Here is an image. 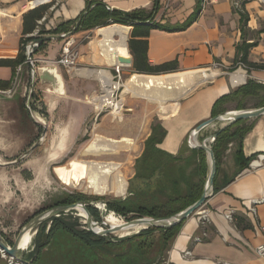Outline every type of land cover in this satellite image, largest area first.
I'll use <instances>...</instances> for the list:
<instances>
[{"label":"crops","instance_id":"0c3cea01","mask_svg":"<svg viewBox=\"0 0 264 264\" xmlns=\"http://www.w3.org/2000/svg\"><path fill=\"white\" fill-rule=\"evenodd\" d=\"M50 1H52V5L44 14L46 20L42 24L45 29L53 28L61 21L75 19L84 10L87 0H0V58H14L18 54L22 35L23 14ZM94 1L102 2L108 10L116 9L128 12L142 9L146 13H152V21L171 26L182 24L190 15L194 14L190 24L182 30L167 31L153 28L149 31L147 37L148 61L151 64H160L175 59L178 63V71L201 68L217 71L215 75L205 79L203 85L195 87L187 95L179 97L175 104L168 105L164 111L159 110L160 113L155 115L156 119L150 121L142 131L136 130L133 136L131 131L125 129L116 131L121 133L119 136L98 133L113 138L128 136L134 140L135 148L127 154L131 157L130 154L134 153L126 175L129 182L133 180L136 172V162L138 164L154 126L155 136H159L163 131L162 138L155 144V147L163 153L177 156L181 160V164L189 159L193 149L187 143L189 132L200 122L211 117L212 106L217 99L228 94L237 86L244 84L247 78L264 84V68L251 67L248 70L238 61L241 53L237 52V45L253 42L247 52L248 60L254 63H264V15L257 13L255 10L253 13L251 12L254 7L251 1ZM167 1H169V6L166 9ZM257 11L261 12L259 9ZM242 12L247 15L244 22L241 18ZM128 28L130 35L132 26L129 25ZM138 28L137 30H140V27ZM91 30L93 28L79 30L69 37L76 39L80 34ZM65 40L66 38L51 39L33 55L44 59H54L58 53L61 54V48ZM90 42L89 44H91ZM92 56L89 53H82L78 59L79 65L83 68H88L90 65L101 66L95 68L106 70L110 74L113 73L112 65L105 63L100 65V63L93 61ZM237 67H239L238 70L247 74V78L242 83L233 86L230 77L227 76L229 74L228 70L233 71L232 69L235 70ZM28 70L30 71L29 66L23 65L20 71H16L13 76L10 67L0 66V81L9 80L13 76L11 85L14 86V92L16 87L19 86L21 100H24L25 97V79L28 76ZM56 70L62 80L63 93L55 92L48 85L41 86H44L46 98L54 102L52 115H56L58 119H64L62 122L54 124V135H51V139L49 137L50 148L60 151L67 147L68 142L71 143L74 135L80 129L79 120H76V122L70 120L66 126L65 113L58 109L62 96L66 95L67 92L71 95L79 94L87 85L96 88L98 78L77 75L88 80L86 82L81 80L78 83L72 79L71 75H65L60 68H56ZM127 70L132 71V65L123 67L122 74ZM19 73H21V77L17 81ZM13 94L12 98H14ZM3 97L5 96L0 95V101L4 99ZM220 108L224 109L223 112L236 109L235 104L231 102L220 104ZM247 108L248 106L244 109ZM251 108L257 107L253 106ZM45 112L50 113V110H45ZM1 113L4 114L5 112L2 111ZM247 122H253L251 129L243 138L242 145L243 159L248 161V166L243 170L236 171L238 160L234 152L235 144L234 142L228 143L224 161L230 163L233 169L229 173L226 172L217 176L215 190L202 206V212L207 218L206 223L201 225L197 215H192L184 220L171 240L162 264H221L224 261L233 264H264V257H258L254 253L255 246L264 242V232L260 228L264 225V160L257 167L250 166V163L259 154L264 155V114L248 119ZM104 124L107 125L106 122ZM223 125L221 122H214L206 126L200 131L198 141H201L207 135L213 134ZM113 126L120 125L115 124ZM47 135L48 131H46L45 138ZM10 148H12V145H3L0 150H9ZM205 155L209 170L206 152ZM37 162L40 161H29L26 168L31 169L33 165H37ZM9 176L11 178H8L4 172H0V206L5 203L8 204L10 197V191L6 183L8 179H12L16 183L26 199L21 204L22 208L26 205L30 210L40 204V198L42 197L39 195L35 198L31 197L30 192L26 191L25 180L18 171L9 174ZM254 201H257L255 215L249 210ZM228 210L234 212V222H230L224 217V213ZM1 215L3 213L0 210ZM5 230L6 227L0 225V232L3 236L6 235ZM204 230H206L207 235L202 237L201 240H196V237L201 236ZM186 251H189L190 255H186ZM0 264H3L1 260Z\"/></svg>","mask_w":264,"mask_h":264},{"label":"rangeland","instance_id":"374dc122","mask_svg":"<svg viewBox=\"0 0 264 264\" xmlns=\"http://www.w3.org/2000/svg\"><path fill=\"white\" fill-rule=\"evenodd\" d=\"M245 1L252 2V5L254 6L253 9H251L252 13L255 10L257 13H261L264 15V0ZM168 6L169 1L166 2V9L168 8ZM257 9L261 10V12L257 11ZM114 24L120 23H111L107 26ZM41 27H43V25L40 26V28ZM102 27L105 26H100L97 28ZM97 28H93V30L91 31H86L85 33L80 34V36L75 39V46L78 49L80 55L82 53H89L90 56L93 55L92 59L94 62H97L96 57L99 56L98 48H94L96 46V40L100 37V35L96 34ZM129 38L130 35L128 34L127 43ZM89 42L91 44H89ZM59 54L60 53H58L54 59L39 58L36 57V55H33L32 57L36 59V66L42 67L47 65H54L56 68H60L65 75H71L73 77L72 79L76 80L78 83L81 80L84 82L88 81L80 76H77V74L74 75V72L67 73L64 67L62 66H57L54 62L58 59ZM100 65H104V63H100ZM95 67L100 68L101 66H88V68ZM239 67H237V69L233 71H229V69V74L227 76L230 77V73L238 70ZM242 69L245 70L244 67H242ZM134 73H136L134 70L125 71L122 74L123 84ZM20 77L21 73L17 75V81H19ZM245 78H247V74H245ZM25 80L26 92L24 100H21L20 98L19 86H17L15 89V92L13 94L14 98H12L11 96H5L0 94L1 96H5L3 97L4 99L0 101V147H2L3 145H12V148H10L9 150H0V156L4 159H13L17 155H19L23 150H25L30 144H32L37 139L42 130L41 127H38L31 121L29 113L25 107L27 95L31 86V73L29 70L28 76ZM204 82L199 83L196 87L203 85ZM41 85H48L53 90V88L49 84H42L37 78L34 87L31 108L35 116L43 118V120L45 121L46 131H48L47 137L45 138V133L41 144L37 148H35L20 164L11 167H0V172H4V174L7 175L8 178H11L9 174L18 171L25 180L26 191L30 192L31 197L35 198L37 197V195L42 197H39L41 200L40 204H38L35 208L29 210L28 206L26 205L22 208L21 204L26 199L23 197L22 191L18 189L16 183H14L12 179H8L6 183L8 190L10 191V197L8 199V204L5 203L0 206V210L3 213V215L0 216V225L6 227V235L4 234V236L10 244L14 241L20 226H22L24 222H26L30 217H32L34 214L41 210H44L56 204H60V202L67 199L70 195L83 194L87 197L88 201H117L125 199L127 196H129L130 182L128 181L127 176V189L124 195H96L94 193L85 191L83 188L77 187V185L68 186L62 183L57 175L58 168H68L71 160L74 159L125 161L128 157L127 154L131 152L129 150L124 149L117 154L101 156L99 155L95 158L94 155H85L83 153V149L87 145V143L92 140L95 134H98L100 132L109 136H119L121 135V133L116 131L125 129L127 131H131V135L133 136L136 130L142 131V129H145L150 121H154L156 119V113H160V107L156 102H149L143 98L136 97L130 93H127L122 99V103L124 104V115L122 120L119 121L116 119H112L108 111L102 112L98 116V118L95 119L94 106L93 104L88 103L85 98L86 95L92 93L95 86H84L86 88L80 91L79 94L75 95H71L67 92L66 95L62 96L58 109L65 113L64 116L66 118V126L67 122H69L70 120L75 122L76 120H79L80 129L79 132L74 135L71 143H67V147L65 149L56 151L50 148L49 137L51 139V135H54V124L57 122H62L64 119H58L56 115H52L51 111L53 109L54 102L46 98L44 86ZM188 93H186L185 95H187ZM185 95L183 94L182 96ZM256 101V98H248L246 101V106H248L247 109L255 106ZM229 102L235 104L234 101H228L226 103ZM48 109L50 110V113L45 112V110ZM2 111H4L5 113H1ZM104 122H106L107 125H105ZM115 124H118L120 126H113ZM247 124L253 125V122H247ZM133 155L134 153L130 154V164L132 163ZM224 156L225 153L220 160L217 176L226 172L229 173L233 169L230 163L224 161ZM31 160L40 161L41 164L40 162H37V165H33L31 169L26 168V165ZM238 170L239 169L236 168V171ZM133 184L134 182H131V187H133ZM134 199L135 198L133 196H130V198L122 205L126 206L134 204ZM92 207L93 209H95V214H92L94 220L98 222V226H100L101 228L107 227L103 224V222H105V217L110 212H112L118 219L122 221H128L130 219L135 218V215H133L132 213L128 214L127 216H124L120 213L110 210L108 209L107 204H105L104 209L100 208L98 205L97 207ZM61 218L64 222L70 224L76 230L88 231L86 225V216L85 214H81L80 211L77 209L65 212L61 216ZM51 225V222L42 225L41 227H39V230L38 228L36 229L35 233L31 237L32 239L29 251L30 254H32V264H143V262L144 264H162L166 256V251L170 245V241H164L162 239V231L160 229H155L144 233L139 239L136 240L141 243L139 247V252H136L134 254L132 253L133 255H127L126 253H128L130 249L129 244H120L119 241L124 238L136 236L143 229H146L132 228L128 232L116 231L107 235L106 237L111 240V242L116 243L112 246L113 253L116 255L113 257L110 255L103 256L97 254L93 251V249L88 246L71 242L70 240L74 239L73 236L64 232L60 228L55 227L53 230H51V232H49V228L51 227ZM48 232L49 234L47 244L40 250H35L36 240L34 239L36 238L37 234H40L39 237L43 241L47 237ZM131 259H135L138 262L134 263ZM0 260L3 264H8L7 260L1 255V253Z\"/></svg>","mask_w":264,"mask_h":264},{"label":"trees","instance_id":"16d2710c","mask_svg":"<svg viewBox=\"0 0 264 264\" xmlns=\"http://www.w3.org/2000/svg\"><path fill=\"white\" fill-rule=\"evenodd\" d=\"M51 5L52 1L38 5L23 14L22 35L20 37V48L18 54L14 58H0V66L10 67L13 72V76L15 75L18 66L21 68L23 65L29 66L28 62L26 61L25 45L28 41L34 38L28 36V34H30L36 28L37 21L41 19L42 16H44ZM193 18L194 14L190 15L182 24L171 26L152 21V13H146L142 9H135L128 12L119 11L116 9L108 10L100 1L87 0L84 10L75 19L61 21L55 27L50 29L41 27L39 30V36L35 39L41 38L45 35H59L63 32H69L75 26L76 28L74 29L73 33L79 30L107 26L111 23L130 25L132 26V29L130 31L128 46L132 55L133 70L136 73L163 74L178 71V63L175 59L160 64H151L148 61L147 37L149 31L153 28L167 31L182 30L190 24ZM241 18L242 22H244L247 18L245 12L241 13ZM138 27H140V30H137L139 29ZM46 42L47 41L40 43L38 47L34 49L33 54L36 53L38 49L43 48ZM252 45L253 42L237 45V52L241 53L238 61L248 70L251 67L264 68V63H254L248 60L247 52L249 47ZM13 76L9 80L0 81V88L10 87L13 82ZM248 98L257 99L255 107L263 106L264 84L247 78L244 84L237 86L228 94L223 95L214 102L211 110V116H215L223 112L224 109L220 108V104L226 103L228 101H234L236 109H244L246 108V101ZM247 120L248 119L234 121L231 124L216 131L217 135L213 141V144H211L217 166L213 191L215 190L216 186L215 184L218 166L222 156L225 153L228 143L234 142L235 144L234 152L238 160V169L243 170L249 164L247 160L243 159L242 151L243 138L252 127L251 124H247ZM154 130L155 126L150 137L147 139L146 147L140 160H138V164L136 162V172L133 176V180L130 181L129 184L130 195L122 200H107L106 204L108 209L124 216L132 213L135 215V218L144 216L168 217L184 209L200 197L206 180L208 168L205 152L201 149L193 148L191 150L189 159L180 164L181 160H179L177 156L163 153L155 147V144L158 143L162 138L163 131L159 136H155ZM131 182H134L133 187H131ZM130 196L135 198V203L126 206L122 205L130 198ZM80 200L88 199L83 194H73L60 202V204L56 205L70 204ZM88 211L91 214H95V209H93L92 206H88ZM63 214L64 213H61L59 216L52 217L51 219L42 222L38 225V230L42 225L51 222L52 225L49 228V232H51V230H53L55 227L60 228L64 232L73 236L74 239L70 240L73 243L88 246L99 255H110L112 257L116 255L113 253L112 247L116 243L111 242V240H109L107 237L96 235L89 230H76L70 224L62 220L61 216ZM181 224L182 223L168 228L148 227L143 229L136 236L124 238L119 241V243L129 244L130 249L126 254H134L139 252V247L141 244L136 240L139 239L144 233L155 229H160L162 231V239L164 241L171 242L178 232ZM49 232L43 241L39 237L40 234H37L36 238L34 239L36 240L35 250H40L47 244ZM131 260L134 263L138 262L135 259Z\"/></svg>","mask_w":264,"mask_h":264},{"label":"bare ground","instance_id":"6f19581e","mask_svg":"<svg viewBox=\"0 0 264 264\" xmlns=\"http://www.w3.org/2000/svg\"><path fill=\"white\" fill-rule=\"evenodd\" d=\"M128 29V26L122 24H114L97 29V34L100 35L94 47L98 48L99 56L96 57L97 62L106 63L107 65L117 64L112 61L111 53L116 52L119 46L125 47L129 34ZM216 72V70L201 68L161 75L134 73L124 83L122 97L130 93L133 96L143 98L149 102H156L160 110L164 111L168 105L175 104V101L179 97H182L183 94L185 95L191 90L193 91L199 83L215 75ZM55 73L60 85L57 93L62 94V80L57 70H55ZM74 74L105 78L107 88L111 77L108 71L97 68H76ZM244 79L245 74L241 70L230 73V81L233 86L242 83ZM120 107L121 104L118 103L117 110ZM36 118L43 122L42 118L38 116ZM87 145H91L90 147L94 148H90L89 150L83 149V153L85 155H94L95 158L99 155L117 154L124 149L132 151L135 148L134 140L130 137L122 136L119 139H115L101 134H95ZM129 165V156L125 161L74 159L71 160L68 168L62 169L59 167L57 175L61 182L68 186L77 185V187L96 195L114 194L116 196H122L127 189L126 175L129 171ZM99 207L102 208L103 205L99 204ZM77 210L81 214H85L80 207H77ZM105 222L111 226L125 225L124 221L118 219L112 212L107 214ZM132 228H144V224L130 225L119 231L128 232ZM29 239V234H24L19 247L24 248L29 242Z\"/></svg>","mask_w":264,"mask_h":264},{"label":"water","instance_id":"95a60500","mask_svg":"<svg viewBox=\"0 0 264 264\" xmlns=\"http://www.w3.org/2000/svg\"><path fill=\"white\" fill-rule=\"evenodd\" d=\"M75 28L76 26L69 32H65L59 35L43 36L41 38L34 39L33 41L30 42L29 45L30 47H33V49L26 55V59L29 64L30 73H31V86L29 89V93L27 95L25 107L29 113L31 121L38 127H41L42 130L39 136L37 137V139L15 158L4 159L0 156V167H9L20 164L35 148H37L41 144L44 138V135L46 133L45 121L44 120L43 122L39 121L34 115L31 108L36 79L38 78V80L42 84H49L54 91L56 92L59 91L60 85L55 73L56 67L54 65H47L42 67L36 66L35 64L36 59L32 57L34 49L37 48L38 45L44 41L69 37L73 33ZM111 59L114 63H119L124 67H130L132 65V55L129 52L127 43L125 47H121V46L117 47L116 52L111 53ZM262 114H264V105L257 108H249V109H230L223 113H219L215 116H211L208 119L200 122L189 132L187 136L188 145L191 148L201 149L206 152L209 163V170L200 197L197 200H195L193 203L185 207L184 209L178 211L177 213L168 217H148V216L137 217L134 219H130L128 221H124L125 225H119V226H111L108 225L106 222H103V224L106 225L107 227L101 228L100 226H98V222L94 220L93 215L88 211V206L92 205L97 207V205L99 206V204H102L103 205L102 208L104 209L107 201L80 200L70 204L55 205L46 208L34 214L32 217H30L19 228L18 233L11 244L0 232V251H2L5 255L14 258L17 261L26 264L32 263L31 261L32 254H30L29 247L31 246V239H32L31 237L35 233L38 225L44 221L51 219L52 217L59 216L61 213H65L77 209V207H80L85 213L87 229L92 233L102 237H106L107 235L119 231L124 227L130 225L144 224V228H148V227L168 228L182 223L188 217L194 215L205 204L206 200L213 192L214 178L216 175L217 166L210 140L215 139L217 132L207 135L203 137L201 141H198V135L200 131L214 122L223 123L224 125L221 127L223 128L234 121L256 118ZM90 146L91 145H86V147H84V150H89L90 148H94ZM26 233H28L30 236L29 242L26 244L24 248H20L19 247L20 241L24 236V234Z\"/></svg>","mask_w":264,"mask_h":264},{"label":"built area","instance_id":"2783aa9c","mask_svg":"<svg viewBox=\"0 0 264 264\" xmlns=\"http://www.w3.org/2000/svg\"><path fill=\"white\" fill-rule=\"evenodd\" d=\"M46 20V16H42L41 19L37 21L36 28L28 34V36L33 37L34 39L39 36V30L40 26L44 23ZM34 39L28 41L25 45V55H27L33 47H30V42ZM76 42L75 39L72 37H66V40L61 48V54L58 57L57 60H55V64L57 66L64 67L65 71L67 73L74 72L76 68H83L79 65L78 59L80 56V53L78 49L75 46ZM27 61V59H26ZM113 66V73L110 74V81L109 86L107 88L106 85V79L105 78H98V85L97 87L92 91L91 94L86 95V101L88 103L93 104L94 110H95V119L98 118V116L104 112L108 111L112 119L116 120H122L123 118V103H122V90L124 87L123 80H122V66L121 64L117 63ZM21 69L20 66L17 67V72H19ZM105 79V80H104ZM14 92V86L11 85L8 88H0V94L5 96H12ZM120 103L121 107L119 110H117V104ZM214 140H210V143L212 144ZM264 160V155L259 154L251 163V167H257L261 165V162ZM257 204V201H254L252 206L250 207V212L255 215L256 214V208L255 205ZM197 215L199 218V222L201 225H204L207 221V218L205 214L202 212V207L194 214ZM224 217L230 221L234 222V212L232 210H228L224 213ZM261 230L264 232V225H262ZM207 235L206 230H204L201 234V236L196 237V240H201L202 237H205ZM1 255L7 260L8 264H26L20 261L15 260L12 257H9L5 255L2 251H0ZM254 253L258 257H264V242L260 243L255 246ZM186 255H190L189 251L185 252ZM32 264V263H29ZM221 264H233L230 262H221Z\"/></svg>","mask_w":264,"mask_h":264}]
</instances>
